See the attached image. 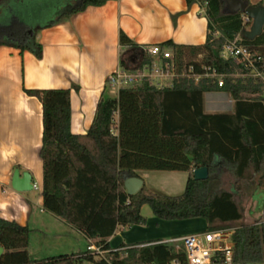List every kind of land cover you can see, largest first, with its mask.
<instances>
[{"label":"trees","instance_id":"1","mask_svg":"<svg viewBox=\"0 0 264 264\" xmlns=\"http://www.w3.org/2000/svg\"><path fill=\"white\" fill-rule=\"evenodd\" d=\"M33 0H0V46L29 50L41 57L42 47L34 34L68 18L87 6L109 0H63L48 21L32 25L26 19L35 9ZM250 4L248 0H241ZM198 3L207 19V34L201 45H179L171 40L159 43L173 55L179 69L192 63L216 69L226 75L223 85L196 82L179 77L167 88L149 83L121 87L114 97L105 85L96 104L94 118L85 133L71 131L70 88L24 89L42 105V207L71 225L97 245L108 250L103 257L85 250L33 259L27 250L30 229L0 217V264H169L184 262V251L175 243L150 240L111 249L108 238L118 226L144 225L142 205L164 220L202 218L204 230L230 226L242 218L236 194H249L258 174L264 178V81L260 78L234 79L229 75L246 72L234 58L221 57L231 40L262 58L264 72V26L260 35L246 39L248 23L243 13L230 12L224 0H186ZM25 3V4H24ZM258 4H264L261 1ZM256 4V5H258ZM252 5V4H251ZM38 12L37 15H39ZM30 31L33 34H30ZM119 43L142 63L150 60L144 47L133 43L123 32ZM130 59H121L128 69ZM73 89H78L73 85ZM226 92L233 100L231 112L204 111V93ZM206 166L212 177L193 178V170ZM224 166L234 177L231 191L221 187ZM138 170L184 171V191L166 195L143 185L128 194L124 182L138 176ZM231 264H264V222L238 226L232 234Z\"/></svg>","mask_w":264,"mask_h":264},{"label":"crops","instance_id":"2","mask_svg":"<svg viewBox=\"0 0 264 264\" xmlns=\"http://www.w3.org/2000/svg\"><path fill=\"white\" fill-rule=\"evenodd\" d=\"M248 1L256 5L264 0ZM120 32L142 47L167 40L201 45L206 39L207 19L201 5H188L186 0H109L35 32V41L42 47L39 58L29 50L0 46V217L31 230L27 250L33 259L85 251L87 246L97 245L98 239L86 237L42 207V105L24 89L70 88L71 131L85 133L107 76L119 68L123 53H131L120 45ZM109 93L107 89V96L116 95ZM226 94L233 109V100ZM15 171L20 176L29 173L36 185L31 190L38 193L13 189ZM155 171H136L149 191L166 195L184 191L187 172ZM145 205L141 214L155 220ZM203 224L205 229V220ZM107 240L114 249L122 244L168 239L151 236L141 227L118 226Z\"/></svg>","mask_w":264,"mask_h":264},{"label":"built area","instance_id":"3","mask_svg":"<svg viewBox=\"0 0 264 264\" xmlns=\"http://www.w3.org/2000/svg\"><path fill=\"white\" fill-rule=\"evenodd\" d=\"M243 21L250 23V19L245 14ZM144 50L150 58L149 61L142 63L143 54H140L137 59L132 58L128 69L119 67L107 76L105 85L109 92L117 94L121 87L143 83H149L157 88H167L171 87L173 81L179 77L192 78L196 82L216 83L219 87L223 85L226 75L217 72L212 67L201 65L197 69L192 63H184L179 69L169 49L153 44L144 47ZM220 55L225 59H236L246 69V72L229 76L239 75L243 78H260L264 81V72L257 66L262 58L253 55L246 47L239 44L237 39L228 41L223 46ZM33 188H36L35 184ZM235 229L236 227L227 226L202 230L161 241L175 243L176 247H181L184 251V262L173 259L169 264H231L233 261L232 234ZM86 250L99 257H103L108 251L98 245H89Z\"/></svg>","mask_w":264,"mask_h":264},{"label":"rangeland","instance_id":"4","mask_svg":"<svg viewBox=\"0 0 264 264\" xmlns=\"http://www.w3.org/2000/svg\"><path fill=\"white\" fill-rule=\"evenodd\" d=\"M62 1L63 0H33L32 2H27L26 4L31 8L34 7L35 9H38L40 8L39 5H43L44 8L43 10L41 9V11H33V15L29 16L26 21L32 25L48 21L61 5L59 4L56 6V3H61ZM38 12H40L39 15H37ZM249 25L250 23L246 26V28H248ZM132 56V53H123L124 60L131 58L130 63L133 60L132 58H134ZM233 78L235 80L246 79L239 75H235ZM113 93L114 92H111L109 95L114 96L115 94ZM228 99L229 98L226 93L208 92L204 95L205 110L207 112H230L232 110V103H230ZM164 172L166 171H155V173L158 174ZM220 179L221 187L225 190L231 191L234 186V177L224 166H222L220 170ZM254 186H256L257 189L254 190L250 196V193L243 195L236 194L235 200L242 212V218L239 221L233 222L230 226L237 228L238 226L245 224H258L264 222V178L260 177V174L256 176ZM31 191H33L34 194L38 193L34 190ZM145 206L152 211L148 204ZM154 217L155 220L153 221L146 218V223L144 225H135L132 227H141L142 229H146L151 236L162 237L165 239L204 230V219L202 218L164 220L157 218L156 216ZM173 223H175L174 225L176 226L172 229L170 225Z\"/></svg>","mask_w":264,"mask_h":264},{"label":"water","instance_id":"5","mask_svg":"<svg viewBox=\"0 0 264 264\" xmlns=\"http://www.w3.org/2000/svg\"><path fill=\"white\" fill-rule=\"evenodd\" d=\"M226 3V9L230 12L240 11L250 19V25L242 31V35L252 40L256 36L260 35L264 26V4L251 5L241 0H224ZM30 34H33L30 31ZM208 177H212L208 173L206 166L199 167L193 170V178L195 180H203ZM142 179L139 177H129L124 182V187L128 194H134L142 187ZM11 186L17 191H29L33 189L32 178L29 173L25 172L19 175L18 171H15L12 176ZM3 253V248L0 246V257Z\"/></svg>","mask_w":264,"mask_h":264}]
</instances>
